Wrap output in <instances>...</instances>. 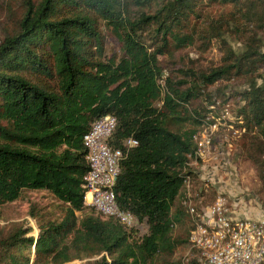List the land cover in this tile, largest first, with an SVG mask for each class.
<instances>
[{
	"label": "trees",
	"instance_id": "1",
	"mask_svg": "<svg viewBox=\"0 0 264 264\" xmlns=\"http://www.w3.org/2000/svg\"><path fill=\"white\" fill-rule=\"evenodd\" d=\"M0 13V217L26 191L51 193L59 208L31 207L39 235L9 231L0 264H183L195 222L185 179L199 211L218 193L188 164L218 100L240 99V145L264 209V0H0ZM190 49L219 57L178 56ZM234 79L248 87L227 92ZM107 114L118 119L115 191L132 226L84 200V135Z\"/></svg>",
	"mask_w": 264,
	"mask_h": 264
},
{
	"label": "built area",
	"instance_id": "2",
	"mask_svg": "<svg viewBox=\"0 0 264 264\" xmlns=\"http://www.w3.org/2000/svg\"><path fill=\"white\" fill-rule=\"evenodd\" d=\"M118 119L107 114L96 120L84 135L89 169L84 177L85 203L98 212L115 217L127 225H136L137 218L123 210L115 186L121 172L123 149H113L109 139L117 127ZM219 120L206 126L196 135L197 148L190 165H198L212 158L213 150L220 149L221 160H228L225 151L214 145L219 130ZM138 145V140L128 138L125 147ZM231 144L229 143V146ZM218 158V157H217ZM220 159V158H219ZM218 161V159H216ZM187 187L183 204L194 217L189 240L193 251L183 264H264V217L260 219H233L227 191H218L216 198L205 203L199 211L193 201L192 179H185Z\"/></svg>",
	"mask_w": 264,
	"mask_h": 264
},
{
	"label": "rangeland",
	"instance_id": "3",
	"mask_svg": "<svg viewBox=\"0 0 264 264\" xmlns=\"http://www.w3.org/2000/svg\"><path fill=\"white\" fill-rule=\"evenodd\" d=\"M1 16H4L3 13H0V17ZM233 45L236 48H240V44L236 43V41L233 42ZM107 53L111 55L112 50L107 49ZM188 54L191 57L190 60H195L196 62H201L202 64H206L208 60H215L219 57L218 51L216 50L205 54L196 49L183 51L178 56H187ZM188 64L189 60H186L184 65ZM174 76H177V79L182 78V75L178 72H175ZM224 85H226V83L221 86ZM227 85H230V87L226 90L227 92H231V89L244 90L248 87L246 81L239 79H234L233 81L228 82ZM239 101L240 99L237 97L231 102L230 107L228 105H221L220 100L217 101L215 106L209 105L211 108L215 107L209 115V119L211 121L209 124L215 123L216 119H218L220 123L219 130L214 136V145L222 148L221 150L225 151V153H228V160L226 163L224 160H221L223 156L218 154L220 149H214L212 158L205 162H199V166L202 167L203 164H205L202 167L205 169L204 177L210 181V185H214V189L218 190V187H220L222 190L229 192L228 197L230 202H238L237 209L240 205L244 210L255 211L258 210V208L262 209V184L254 165L245 159L242 146L240 145V143L243 142L246 130L237 126L238 124L243 123L242 120L236 118ZM229 143L231 144L230 146ZM216 159H218V161ZM215 164H217V168ZM220 167H226L228 171L222 172ZM216 169L219 170L218 173H216ZM201 185L200 181H198V184L195 185L194 189L201 187ZM194 197H196V194H193L192 198L195 203ZM215 198V194L209 195L206 197L205 203L211 202ZM31 207L45 209V211L53 210L52 212L59 210L58 203L51 193L47 191H26L21 199L3 209V217H0V241L5 238L9 231L16 233L19 229L27 225H32L34 227V231L32 233L36 236L39 235L40 231L37 221L29 213ZM34 250L35 248L33 247V253ZM191 253H194L192 247L189 251L181 250L179 254L185 259L190 256ZM34 255L35 253L33 256ZM96 258L97 256L87 257L63 264H89Z\"/></svg>",
	"mask_w": 264,
	"mask_h": 264
},
{
	"label": "crops",
	"instance_id": "4",
	"mask_svg": "<svg viewBox=\"0 0 264 264\" xmlns=\"http://www.w3.org/2000/svg\"><path fill=\"white\" fill-rule=\"evenodd\" d=\"M204 165L205 164H203V166ZM215 165L217 168V164H215ZM202 167L199 166V168H198L199 179L201 181H205V182L209 183L210 181L204 177L205 176V169H203ZM220 168L222 169V172L228 171V169H226V167H220ZM218 172H219V170L216 169V173H218ZM212 186H214V185H212ZM218 191H224V190H222V188L218 187ZM234 201H236V200H234ZM237 206H238V202H233V201L230 202V207H231L230 216L233 219H260V218L264 217L263 204H262V209L258 208V210H255V211L244 210L243 207H241L240 205H239V208L237 209Z\"/></svg>",
	"mask_w": 264,
	"mask_h": 264
}]
</instances>
